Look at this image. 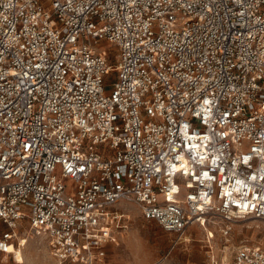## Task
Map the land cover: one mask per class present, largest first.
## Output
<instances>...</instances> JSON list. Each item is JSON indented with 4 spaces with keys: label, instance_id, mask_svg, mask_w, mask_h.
<instances>
[{
    "label": "built area",
    "instance_id": "1",
    "mask_svg": "<svg viewBox=\"0 0 264 264\" xmlns=\"http://www.w3.org/2000/svg\"><path fill=\"white\" fill-rule=\"evenodd\" d=\"M129 203L264 264L229 246L264 231V0H0V255L107 264Z\"/></svg>",
    "mask_w": 264,
    "mask_h": 264
},
{
    "label": "rangeland",
    "instance_id": "2",
    "mask_svg": "<svg viewBox=\"0 0 264 264\" xmlns=\"http://www.w3.org/2000/svg\"><path fill=\"white\" fill-rule=\"evenodd\" d=\"M105 49H114L107 45ZM108 81L113 76L107 77ZM131 217L129 228L109 245L107 264H203L207 259L205 232L199 227L189 229L184 237L166 233L157 223L145 221L133 204L120 206ZM213 230V229H212ZM213 246L222 248L221 237L214 229ZM188 237L189 241H183ZM241 243L264 246V231L260 221L246 219L234 227L230 249ZM228 250V249H227ZM0 264H58L49 254L47 243L30 238L16 257L0 255Z\"/></svg>",
    "mask_w": 264,
    "mask_h": 264
},
{
    "label": "crops",
    "instance_id": "3",
    "mask_svg": "<svg viewBox=\"0 0 264 264\" xmlns=\"http://www.w3.org/2000/svg\"><path fill=\"white\" fill-rule=\"evenodd\" d=\"M130 221H131V217H130ZM108 248H109V245H107L106 248H105V250H106V262H107V258H108V254H109Z\"/></svg>",
    "mask_w": 264,
    "mask_h": 264
},
{
    "label": "bare ground",
    "instance_id": "4",
    "mask_svg": "<svg viewBox=\"0 0 264 264\" xmlns=\"http://www.w3.org/2000/svg\"><path fill=\"white\" fill-rule=\"evenodd\" d=\"M184 236H185V235H183L182 237H184ZM183 241H189V240H188V237H185V238L183 239ZM26 245H27V243H25L24 247H25ZM24 247H23V248H24Z\"/></svg>",
    "mask_w": 264,
    "mask_h": 264
}]
</instances>
